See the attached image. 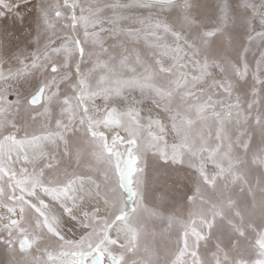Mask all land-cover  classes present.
Instances as JSON below:
<instances>
[{"label": "snow or ice", "instance_id": "6c2138e0", "mask_svg": "<svg viewBox=\"0 0 264 264\" xmlns=\"http://www.w3.org/2000/svg\"><path fill=\"white\" fill-rule=\"evenodd\" d=\"M0 264H264V0H0Z\"/></svg>", "mask_w": 264, "mask_h": 264}]
</instances>
